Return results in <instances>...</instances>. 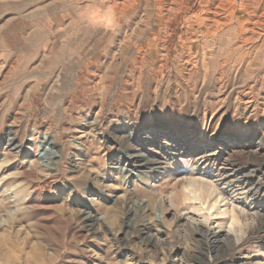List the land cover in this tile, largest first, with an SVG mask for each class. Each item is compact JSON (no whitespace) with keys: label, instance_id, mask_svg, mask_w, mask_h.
<instances>
[{"label":"rangeland","instance_id":"1","mask_svg":"<svg viewBox=\"0 0 264 264\" xmlns=\"http://www.w3.org/2000/svg\"><path fill=\"white\" fill-rule=\"evenodd\" d=\"M0 264H264V0H0Z\"/></svg>","mask_w":264,"mask_h":264},{"label":"bare ground","instance_id":"2","mask_svg":"<svg viewBox=\"0 0 264 264\" xmlns=\"http://www.w3.org/2000/svg\"><path fill=\"white\" fill-rule=\"evenodd\" d=\"M214 16V15H213ZM246 108V107H245ZM33 132L37 135V134H39V132L36 130V129H33ZM42 139L41 140H36L35 141V144H36V147H37V149H39V147L42 149V150H44V149H46V148H48L47 147V144H46V142H45V140H46V135H41L40 136ZM155 140H157L156 138H151V141H155ZM158 141V140H157ZM17 145V144H16ZM17 146H19V145H17ZM165 146H167V145H165ZM169 149H172L173 151H179V147L178 148H176V147H169ZM186 150V147H182L181 148V150H180V153H183L184 151ZM33 153H35L34 152V150H33ZM35 155V154H34ZM193 155H196V153H193ZM203 155V154H202ZM190 157V156H189ZM204 159V158H203ZM229 160H230V157L228 158ZM227 161V160H226ZM120 170V173H122L123 174V179L124 180H126V178H128L129 176H131V172L130 171H128L127 169H125V168H120L119 169ZM136 176H138V175H136ZM133 177H135V176H133ZM139 177V176H138ZM130 178V177H129ZM128 178V179H129ZM147 178V177H146ZM139 179H141V177L139 178ZM148 179V178H147ZM146 179V180H147ZM149 180V179H148ZM147 180V181H148ZM238 180V179H237ZM197 183H195L194 181H191L190 183H188V185L184 188V192H185V198L186 199H188V200H191V201H198L199 199H198V197H199V195H200V189H199V187H197V185H196ZM212 193H213V191H212ZM215 196V195H214ZM217 196V195H216ZM220 202H223V203H221L220 204ZM234 203V202H233ZM195 205H197V209L195 210L196 212L195 213H197V215H198V217L199 216H201V220H199V219H193V218H191V220H188V223L189 224H191V225H193V226H199V227H201L200 225H204L205 227H207V228H205V230L207 231V232H209L213 237H217L218 235V233L220 232V231H217V230H215L214 228H211L209 225H208V217H207V215H209L210 214V212L213 210V212H215L216 210H218V209H220L222 212L221 213H223L222 215H223V222L221 223V224H217L218 225V227H222V228H225L226 229V234H228V233H233V232H237V230H239V227H238V219H237V216H236V211H235V208H234V206H233V204H232V202H229V200L227 201V200H225L224 199V197L221 195H218L217 196V199L215 200V202H213V203H210V204H208V208H207V206H206V204H204V203H201V202H197V204H195ZM191 207V206H190ZM195 207V206H194ZM189 208V207H188ZM196 208V207H195ZM205 210H207L208 211V213H206L205 212ZM236 212V213H235ZM211 215V214H210ZM211 228V229H210ZM240 231H241V229H240ZM262 251V250H261Z\"/></svg>","mask_w":264,"mask_h":264}]
</instances>
